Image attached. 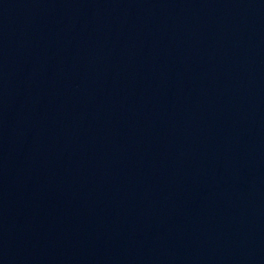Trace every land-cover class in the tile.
Instances as JSON below:
<instances>
[{"label": "water", "instance_id": "water-1", "mask_svg": "<svg viewBox=\"0 0 264 264\" xmlns=\"http://www.w3.org/2000/svg\"><path fill=\"white\" fill-rule=\"evenodd\" d=\"M0 264H264V0H0Z\"/></svg>", "mask_w": 264, "mask_h": 264}]
</instances>
